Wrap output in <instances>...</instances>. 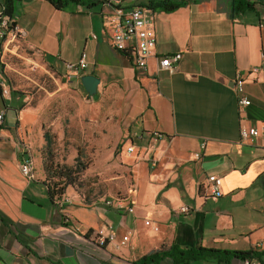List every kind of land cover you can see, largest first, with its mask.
Returning a JSON list of instances; mask_svg holds the SVG:
<instances>
[{
	"label": "crops",
	"instance_id": "0c3cea01",
	"mask_svg": "<svg viewBox=\"0 0 264 264\" xmlns=\"http://www.w3.org/2000/svg\"><path fill=\"white\" fill-rule=\"evenodd\" d=\"M5 1L0 0V8ZM85 1L95 4L72 3L58 10L47 0L16 1L12 21L24 32L19 54L28 55L41 73L63 78L66 64L88 54L87 68L70 72L67 81L83 88L81 77L95 76L100 80L97 97L114 99L127 171L122 196H128L130 174L136 175V191L129 196L135 212L108 207L112 196L82 200L68 191L52 200L28 146L38 114L13 88L5 96L0 87L5 112L0 264H134L172 245L264 251V138L244 142L240 136L242 127L264 123V7L254 3L252 10L234 12V4L250 0H182L185 4L170 13L150 9L157 46L141 69L110 45L106 20L112 7L103 0ZM161 1L121 0L120 5L130 12ZM178 53L182 59L175 72L157 71L159 58ZM256 67L263 69L251 73ZM0 72L6 73L4 62ZM237 76L250 101L242 111ZM130 145L135 150L126 157ZM27 158L33 160L34 179L21 172ZM211 176L221 179L217 199L207 189ZM184 206L189 213L180 212ZM148 219L159 224L160 232L145 225ZM106 224L119 237L130 233L129 243L119 249L95 244L92 232ZM161 264L175 263L166 259Z\"/></svg>",
	"mask_w": 264,
	"mask_h": 264
},
{
	"label": "rangeland",
	"instance_id": "374dc122",
	"mask_svg": "<svg viewBox=\"0 0 264 264\" xmlns=\"http://www.w3.org/2000/svg\"><path fill=\"white\" fill-rule=\"evenodd\" d=\"M3 62L11 88L38 114L34 141L29 140L28 146L44 179H48V162L57 174L51 180L55 191L65 189L82 200L124 194L127 171L114 99L103 94L89 97L80 84L68 82L62 75L41 73L37 64L21 54L8 53ZM45 135L52 138L50 148ZM65 166L74 169L72 186L65 185L67 180L60 176ZM77 166L82 172H77Z\"/></svg>",
	"mask_w": 264,
	"mask_h": 264
},
{
	"label": "built area",
	"instance_id": "2783aa9c",
	"mask_svg": "<svg viewBox=\"0 0 264 264\" xmlns=\"http://www.w3.org/2000/svg\"><path fill=\"white\" fill-rule=\"evenodd\" d=\"M107 5L112 7V14L106 20L107 25L110 28L111 40L110 45L112 49L118 52L126 53L132 60L134 66L144 69L148 64V60L152 57L153 51L157 46V37L153 25V14L151 10L146 7H136L130 12H124L121 7V0H103ZM252 3H259V0H250ZM24 37V32L20 27L15 24L12 19L5 14V5L0 8V66L4 57L8 53L19 54L21 51V40ZM27 54V52L25 51ZM28 55H25L27 58ZM182 59V54L178 53L171 56H165L159 58L158 72L173 73L177 69V65ZM264 59V56H263ZM88 66V54L83 52L76 64H66L65 78L71 79L70 72H79L85 70ZM263 68L256 67L251 70V73L260 72ZM0 87L5 96L10 95L11 86L5 75L0 72ZM235 88L238 94V104L240 110L250 105V101L243 95L244 93V80L237 76L235 80ZM5 112L0 108V126L4 123ZM159 136V134H155ZM240 136L244 142H254L256 139L264 138V123L257 127H242L240 130ZM204 146V145H203ZM135 148L130 145L126 148L125 155L131 157ZM196 159H200L199 153L195 154ZM155 164V162H154ZM34 163L31 158H27L21 164V172L24 176L34 179ZM137 177L134 174L130 176V185L128 190V196H116L106 201V205L115 210H123L128 214H134L135 202L129 197L136 191ZM207 189L209 195L215 199L222 196L221 192V179L217 176H211L208 178ZM190 208L184 206L180 208L181 213H189ZM145 225L149 227L153 232H160V226L157 222L148 219L145 221ZM110 225L106 224L97 230L93 231L90 238L100 247L114 246L119 249L126 246L131 234L119 237L112 231H110ZM244 264H258L251 259H245Z\"/></svg>",
	"mask_w": 264,
	"mask_h": 264
},
{
	"label": "trees",
	"instance_id": "16d2710c",
	"mask_svg": "<svg viewBox=\"0 0 264 264\" xmlns=\"http://www.w3.org/2000/svg\"><path fill=\"white\" fill-rule=\"evenodd\" d=\"M18 0H6L5 1V14L8 15L11 19L14 16L15 13V3ZM50 2L56 9L58 10H64L66 7H68L72 3H78L81 5L89 4V7L91 5L95 4L94 1L87 2L85 0H47ZM189 0H186L188 2ZM259 3L261 6L264 7V0H259ZM185 4V1L182 0H163L158 4H155L152 7H149V9L152 10H160L163 12H173L180 8L182 5ZM254 3L252 2H246L245 4L237 3L234 4V12H240L242 9H248L252 10L254 7ZM6 75V73H5ZM45 139L48 143V148H50L53 144L52 138L49 135H45ZM77 169V172H82V167H75ZM73 167L65 166L64 170L61 171L60 176L65 178L67 180V183L65 185L72 186L74 183V179L72 178L74 173ZM45 171L48 175V179L45 180L46 185L49 190V194L51 196V199L54 200L56 197L60 198L65 195V189L61 191H55L53 188V185L51 183V180L55 177H57V174L53 172V170L48 167V162H46L45 165ZM231 258H237L240 260L245 259H258L261 264H264V251H257L252 250L249 252H230V251H220L216 249H195V248H179L175 245H172L168 248H163L162 250H158L155 252H152L146 256H143L134 264H161L166 259H171L175 264H197V263H220V262H228Z\"/></svg>",
	"mask_w": 264,
	"mask_h": 264
},
{
	"label": "water",
	"instance_id": "95a60500",
	"mask_svg": "<svg viewBox=\"0 0 264 264\" xmlns=\"http://www.w3.org/2000/svg\"><path fill=\"white\" fill-rule=\"evenodd\" d=\"M81 83L89 97H94L97 94L100 80L91 75L81 77Z\"/></svg>",
	"mask_w": 264,
	"mask_h": 264
}]
</instances>
